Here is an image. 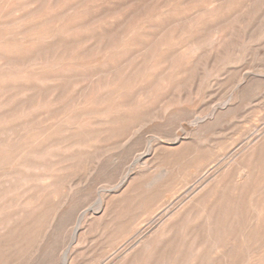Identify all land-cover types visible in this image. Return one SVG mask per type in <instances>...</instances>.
<instances>
[{"label":"rangeland","instance_id":"obj_1","mask_svg":"<svg viewBox=\"0 0 264 264\" xmlns=\"http://www.w3.org/2000/svg\"><path fill=\"white\" fill-rule=\"evenodd\" d=\"M0 264H264V0H0Z\"/></svg>","mask_w":264,"mask_h":264},{"label":"bare ground","instance_id":"obj_2","mask_svg":"<svg viewBox=\"0 0 264 264\" xmlns=\"http://www.w3.org/2000/svg\"><path fill=\"white\" fill-rule=\"evenodd\" d=\"M179 138V137H178ZM207 180V179H206ZM186 194V193H185ZM180 199V198H179ZM168 213V212H167ZM77 230V229H76ZM77 233V232H76ZM130 248V247H129Z\"/></svg>","mask_w":264,"mask_h":264}]
</instances>
